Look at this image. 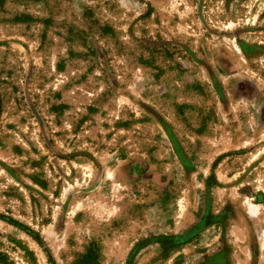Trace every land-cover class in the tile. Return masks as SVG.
<instances>
[{
    "label": "rangeland",
    "instance_id": "rangeland-1",
    "mask_svg": "<svg viewBox=\"0 0 264 264\" xmlns=\"http://www.w3.org/2000/svg\"><path fill=\"white\" fill-rule=\"evenodd\" d=\"M0 264H264V0H0Z\"/></svg>",
    "mask_w": 264,
    "mask_h": 264
}]
</instances>
